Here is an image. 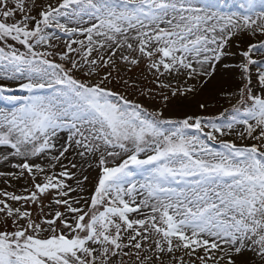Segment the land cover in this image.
<instances>
[{
	"label": "snow or ice",
	"instance_id": "snow-or-ice-1",
	"mask_svg": "<svg viewBox=\"0 0 264 264\" xmlns=\"http://www.w3.org/2000/svg\"><path fill=\"white\" fill-rule=\"evenodd\" d=\"M12 85L0 264H264V0H0Z\"/></svg>",
	"mask_w": 264,
	"mask_h": 264
},
{
	"label": "rangeland",
	"instance_id": "rangeland-1",
	"mask_svg": "<svg viewBox=\"0 0 264 264\" xmlns=\"http://www.w3.org/2000/svg\"><path fill=\"white\" fill-rule=\"evenodd\" d=\"M62 35V34H60ZM248 41H246L244 44H241L239 48L236 47L235 43L233 44L232 47V51L236 52L237 55L234 57L230 58V65L235 68V66L239 63V51L243 48L246 47ZM60 47L57 50H62L63 49V40L58 42ZM235 62H234V61ZM140 70H137V72ZM223 73V72H222ZM226 74V78L230 75V74H234L233 79H235V83L233 84H229L228 82H225L227 88H231L230 85L232 86L233 90H235V86L238 83V73L235 71H231V72H227L224 73ZM253 74L255 75V68H253ZM133 75H136V73H133ZM221 75V74H220ZM210 86V85H209ZM12 87L14 88V92L12 93H3L0 92V97H4L5 95L8 94H15V95H24L26 93L21 92L19 90H15V85H12ZM253 89L255 90L257 95H261V90L260 87L258 86L257 83L253 84ZM219 95L215 92V90H211V91H206L204 96L202 97L203 99H207L209 104L212 105L211 107H209V109L206 112L201 113L204 116H218L220 112H223L225 109H231V104L227 103L225 100L222 99V101H220ZM213 97H215L213 99ZM137 99L141 100L144 104L148 105L149 107V111L154 110L153 105L156 108L160 107V102L158 100L155 101H151L149 102L145 97H136ZM233 103H235V101L233 100ZM0 105H2L1 107H10V105L6 104V102L3 99H0ZM171 107V106H170ZM169 118H175V117H169ZM207 143H209L212 147L219 149V144L218 142H212V141H207ZM90 179L92 180V182L94 183L95 181V173L94 172H90ZM13 184H16V187H8V191H13V192H17L19 193L21 191V189L24 187L23 182H20L17 184V182L13 181ZM7 186L4 185L3 183H0V189L6 188Z\"/></svg>",
	"mask_w": 264,
	"mask_h": 264
},
{
	"label": "bare ground",
	"instance_id": "bare-ground-1",
	"mask_svg": "<svg viewBox=\"0 0 264 264\" xmlns=\"http://www.w3.org/2000/svg\"><path fill=\"white\" fill-rule=\"evenodd\" d=\"M234 61V60H233ZM235 62V61H234ZM221 68H223V66H221ZM225 72H221L218 76H217V80L213 81L212 84H210L209 86V91L211 90H215L221 83H225L229 81V84H233L235 83V79H233L234 74H230L227 78H226V74H224ZM231 88H228L229 91H233L232 86L230 85ZM208 91V92H209ZM219 97V96H218ZM220 98V97H219ZM220 101H222V99H219ZM2 105H0L1 107Z\"/></svg>",
	"mask_w": 264,
	"mask_h": 264
}]
</instances>
